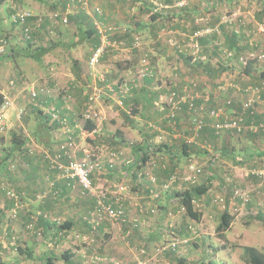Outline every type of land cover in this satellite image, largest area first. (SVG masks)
Returning <instances> with one entry per match:
<instances>
[{
  "label": "rangeland",
  "instance_id": "rangeland-1",
  "mask_svg": "<svg viewBox=\"0 0 264 264\" xmlns=\"http://www.w3.org/2000/svg\"><path fill=\"white\" fill-rule=\"evenodd\" d=\"M10 1L11 0H6L2 4L0 0V38L4 39L6 35L9 34L8 40L6 39V51H0L1 86L4 87L6 81L14 77L16 80L18 79L21 81V83L24 82L25 85L28 84L33 87H40L43 89L40 92L50 94L52 100L48 105H45L46 109L48 110V106L51 108L54 104H57V109L54 110L56 115L53 119L66 120L67 124L66 127H59L56 129L57 134H60L61 137L55 138L54 141L57 142L58 145H51L52 151L55 150L54 152L58 153L57 149L60 144L72 141V158H88L96 163L98 162L100 166L102 164L101 160H103L104 165L101 169L93 173V178L96 180L94 186L97 190V194L93 195L84 191L79 187L78 183L77 188L72 192V196L76 200L88 196L91 199L92 205L88 214L85 215L87 213L85 212L83 214L85 216L83 217L75 212L74 218L78 223L74 231L65 227L56 232H53V230L46 232L40 223V218L38 219V211L40 209L35 211L31 210L33 214L37 215V218L33 219V222H31V219L26 220V222H22V220L18 221L20 222L17 227L18 231H14L9 239L5 237L4 240L6 245H4V242H0V264H12L8 263L7 258H3L6 253L10 252V254H13L12 251L17 254V259L20 258V248L25 249L24 243L26 239H30L31 241L36 240L38 242L39 253L36 252V257L39 255L43 262L44 259L51 258L53 264H143L145 261H149V264H178L180 260H184L186 263L189 262L187 264H191V261L194 260L188 259V256L197 255L199 251L196 250V247L191 245L192 249L187 252L188 255L184 257L186 253L185 249L193 242L192 240H194V237L197 235V231L193 222V226H189L187 219H189L190 216L186 214L185 208L182 209V205L178 201L179 197L175 196L177 191L188 188L186 182L192 183L186 179V176L191 173L190 166L194 162L202 168V171L200 173L198 172V176L196 174L197 179L193 184L202 183L205 179L209 184L208 177L210 170L206 168H208L210 160L213 161L215 157L217 160L221 158V160L219 159V163H222V172L219 175L221 177L215 178L214 184L210 186L211 189H209L210 187L208 186V191L202 195V198L200 197L197 201H194L196 210L198 213L200 212L202 216L207 205L210 206L211 202L220 208L221 213L228 209L230 211L233 210L234 215L242 217L241 223L236 224L233 233H242L243 236L238 240L227 242L230 247H233L232 250L235 251L236 249V251L231 255V259H224L226 263L248 264L245 263L242 258L243 246H245V244L256 243V245L261 246L264 252V215L259 218L261 214H264V176L251 173L252 170H264V156L258 155V150L264 148V140H260V135L264 133V131L260 130V132H258L261 126L254 122L253 118H250L251 122L249 125L255 124L257 126L256 130L252 129L250 126L244 128L242 132L233 130L218 131L213 128L208 132V135L204 130L196 135L195 132L197 133L198 131L194 128L195 119H205L209 117V108L213 106L220 107L225 113V111L229 109V105L231 109H233V107H240L250 98L257 110L256 114L259 112V105L262 104L260 100H264V77L261 78V74L264 70V59L256 62L253 75L254 78L250 76L251 78L247 79L243 74L245 67L241 57L251 52H260L264 47V29H262L264 28V0H196L197 3L199 2V4H201V7L204 6L205 8V6H207L205 8V10H207L198 18V21L206 24V26L200 28L199 31L205 34L216 33L219 38H214V41L216 40L215 43H217L218 40V43L223 47L225 46L226 40L229 41L231 38V41H233L236 39L237 47L240 50L241 57L239 60H235L234 56H229L227 52L225 51L224 53L223 50L220 51V54L212 55L213 57L211 56L210 58V67L212 66L214 69L221 71L218 77L221 81V87L219 89L221 92L218 91V82H215L217 89L214 90L217 92H209L207 90L201 92L200 88L205 90L203 89L205 85H203V81H201V79L204 80V77L200 74L194 75L193 77L186 76L188 78L186 84L184 83L185 79H183L182 81L184 82H181V86H178L175 82H178L179 79L177 80V77L181 76V74L176 73L178 70L177 68H172L171 72L164 74L163 71H159L161 68L159 66L163 63H168L165 60L157 62V59L149 49L152 55L150 54V56L148 55L142 58L140 50L130 52L131 48H134V45L131 41H128V39L124 40L121 36L115 37L116 35L108 37V35L105 34L103 22L99 20L95 14L96 11H99V14H101V0H71L67 3L66 10H63L65 9L63 7L59 9L46 8V5H42L39 0H25L26 3L23 4L24 8H28L30 4L33 8L36 6L39 7V9L41 7L43 10L48 9L47 11L44 10V13H40V16H38L35 23H33V28L39 25L42 20L45 21L49 19L54 20L53 23L59 25L57 24L59 22L57 18L60 16L62 19H60V21L65 24L62 25L61 28H69L70 36L72 37L74 34L75 37H77L78 35L80 36L78 19L84 12L91 21L95 19L99 31H101V29L104 31L102 36L103 47L104 49L108 47L107 50H105L106 55L104 54L105 56H103L102 54L98 63L91 64L89 56L93 51L94 43L83 41L76 49L70 50L72 52V54H70L63 43V41L67 40L66 38L69 36V32L66 31L60 34V27L57 28L56 26L55 28L48 24L46 30L41 31L39 34L43 36L44 43H53L54 46L47 55L42 57V59L33 58L29 56L28 52L30 53L33 49L37 48L40 42H35L34 45L31 44L28 46L27 42L22 37L20 25H13L9 10ZM131 1L134 2L132 6L136 11L137 5L139 7L143 6V3H138L140 0H130L126 7H132ZM180 1L187 2V0H172L170 4L177 6L176 4ZM54 2L55 1L52 3ZM229 2L231 3L229 4ZM209 4L212 5L209 7ZM174 8L178 7H170L168 10L172 11L169 12L162 11L165 14L164 16L173 15L174 18L184 16V14H180L184 13V11L179 13L174 11ZM238 9H241L240 13ZM31 10L33 9L31 8ZM135 10L132 11L134 12ZM158 11L160 12L161 10L158 9ZM77 15L78 19L76 17ZM152 15L153 11H148L138 18L142 20H151ZM72 16L74 17L72 18ZM125 17L124 20H121V24H119V26L123 27L122 32H125L127 28L123 26L125 24H122L124 21H126V23H132L129 17ZM63 18H65L66 21H64ZM119 18L123 19V16ZM191 18L192 17L187 18V20L191 21ZM164 20L166 19L164 18ZM111 22L114 23L117 21L111 20ZM213 22L214 25L211 24ZM261 25H263V27ZM85 27L88 28V26ZM211 28L212 30H209ZM10 30H13V32ZM224 35H228L229 37L225 40ZM234 37L235 39H233ZM120 40H122V43H119ZM178 45V43L174 45L169 44L170 51H172V48L175 53L174 49L179 47ZM181 47L188 55H196V51H194L196 47L194 44L185 43ZM9 53L12 54L8 56ZM174 56L175 58H172V60L167 59L168 62L170 61L173 67L177 64L178 67L183 70L185 66L182 67L180 63L184 65L187 61L178 58L176 54ZM90 57H92V55ZM76 58H81L82 60L81 65L83 68L78 67V71L81 70L84 81L75 79L69 71L70 61ZM175 59L177 61H175ZM127 62H130L128 66ZM206 62V64H208V61ZM121 64L123 67H127L125 69L121 68V74L118 76L114 73V70L119 67L118 65L121 66ZM194 64L193 67L195 66V68L187 65L188 69L186 70L191 72L192 70L196 71L199 69V72H201V67L203 65L199 64L198 60H195ZM170 68L171 67L168 69ZM126 69L129 70L126 71ZM150 74H153V81L151 84H159L160 86V89H158L160 93H158L157 102L154 103V109L156 111L161 110L165 113L166 118L163 119L162 124H160V122L157 125L149 124L152 122L151 114V118L147 117L146 122L140 125L135 124L136 127L142 128V134H145L148 130L146 138L148 145L144 146H149V148L148 151H146L142 149L144 146H136L142 143V134L140 135L136 131L133 132L130 123L122 122L126 115L131 114V105H129V102L125 103L123 99L124 96H127L130 92V86L128 84L135 82L147 84L150 81H147L146 77H148V75L150 76ZM260 78L262 81H260ZM207 81L208 80H206V83ZM233 82L238 84V87L234 85L232 87L231 85L232 90H228V84H232ZM74 84L75 87L72 89L71 86ZM116 85H118L120 90L118 89L115 91L114 88ZM77 86L79 88H77ZM16 89L17 92L21 90L23 93L22 95L26 96V100L22 101L21 105H19V107H24L25 110L21 118L19 117L21 115L20 109L10 110L9 114L10 117H12V126L8 133L12 135L13 132L19 133L23 131L26 135L25 129L20 126V123L28 122L26 126L31 128L32 134L34 130L38 129V124H36L37 117L46 116L44 113L45 109L41 107L43 111L39 112V109L35 108L37 107L35 103H39V106L41 104L38 98H36L37 96L34 100L31 89L30 91L29 89L22 90L21 86ZM172 91H176L179 97L185 96L186 101H182V105L189 104L190 101H194L198 98H202L203 100L200 104H197L195 109L183 106L176 109L177 107L174 108L171 106L172 104L167 102V100H170ZM196 93H198L199 96H196ZM206 96L211 97L213 102L207 104L206 101L208 99H205ZM74 97L78 100L82 97L85 99V103H83L82 107H78L77 111L71 114L72 118H75L74 122L79 124V126H76L78 132L71 127L72 122L70 121V107L72 106L70 103ZM59 99L62 100L61 104L57 103ZM228 100H230L231 103L228 102L229 104L226 108L223 104ZM214 102L218 103L213 105L212 103ZM117 103H122L123 105H118ZM102 104L105 106L104 110H101ZM79 106H81V103H79ZM121 109H123L125 113L124 117H122V113L119 114ZM172 110H176L174 119L169 117ZM86 112H88L90 117L87 116ZM227 113L229 114V111ZM46 118H48V116H46ZM53 119L49 121L50 124L47 122L46 129L53 124L51 123L54 122L52 121ZM87 119L93 120L97 125L96 129L92 132H87L84 127L85 120ZM143 119L145 120V117H143ZM78 121L80 123H78ZM167 126L175 130V132H177L176 135H170L172 132L166 128ZM69 128L70 130H68ZM117 129L125 135V138H122L119 133H116ZM179 132L182 134L181 136L178 135ZM202 133L204 135H202ZM62 134H66V136L64 135V137H62ZM44 136L47 138L48 135ZM224 146L227 148L226 151H222ZM174 147L175 151L180 149L183 150V152L192 148L196 151L197 155L188 160V171L176 169L175 172L172 173V175L176 176V180L172 183H168V174L166 175L159 172L158 170L161 168L158 165L163 166L162 161L170 158L167 152ZM145 152L149 155V158L144 168H142V173L140 172L141 174L138 173V175L139 177L149 178L152 184L147 187L149 191L145 198L138 199V202L140 201V203H142V200L147 199V201H150L152 204L140 206L138 205L139 203L136 204L137 202L134 197L138 196L140 193L138 192L139 186L134 185L139 182L133 177L134 173H132V171L134 172L138 169L134 163L132 171L128 172L129 174L126 175L123 173L122 176L116 180L111 177L109 178V180L114 181L115 185L113 184L109 188L98 186V184L101 183V176L107 172L106 163L111 162L116 164V168H121L127 160L132 161L133 158L141 160ZM220 152H222V154ZM246 152L251 154L247 155ZM54 154L51 153L50 155L55 157ZM10 157H12L10 162L16 159V157L11 156V154ZM70 159V157H62L64 162ZM49 160L50 158L48 157V161ZM13 162H16V164L20 163L19 161L18 163L17 161ZM170 163L173 162L170 161ZM49 164L51 165V163ZM224 165L228 166V168ZM230 165L231 167H229ZM145 166L147 167L145 168ZM49 170H51V173L56 171L53 167L49 168ZM105 170L106 172H104ZM122 171H124V169H122ZM56 173L60 178L62 177L59 172L56 171ZM113 174L114 173H112V175ZM240 176L243 178L242 182H235V180L241 178ZM107 177L108 176H106V179H108ZM215 184H221L219 185L221 188L215 186ZM236 188L248 192L251 200L245 203L240 198H234V191ZM44 192L47 193V191ZM38 194L36 195V199L40 201L44 197H39ZM48 196L47 194V197ZM122 196L124 198H122ZM3 197L5 198L4 195ZM99 197L107 204L122 207L123 210H125L123 219L105 217L106 219L104 218V221L101 222V216L97 208L95 209L96 205H98ZM216 199H218V202ZM57 201H61V205L65 204L64 198H60ZM234 204H236L235 207ZM25 205V212L28 213L30 211V205L27 203H25ZM137 206L141 208L143 215L148 214L150 216L148 218L146 217V221L143 216L140 217L139 210L135 209ZM27 208L29 210H27ZM64 208L65 206H63V209ZM94 209L95 212H93ZM75 210L74 207L73 212ZM78 210L80 211V208H78ZM47 213L48 215L45 217L52 224L56 223L57 230L59 224H66V218L60 216L58 219H53L50 218L48 210ZM164 215L167 218H165ZM157 217L160 219H156ZM143 222H147V224L142 225ZM215 222H217L215 227L217 233L219 220H215ZM155 223H157L156 225H161L162 228L161 226L157 227V231H154L156 228ZM118 225L122 227L120 230L122 242L115 238V236L119 234L116 233L115 235L113 233L115 226ZM149 233L160 234V238L151 241L146 240L144 236ZM207 234H209L207 235V240L212 247L220 246V244L216 243V239L213 240V236L210 233ZM236 236L233 235L235 239H237ZM135 237L138 238L137 242L132 239ZM129 242L131 243L130 245ZM128 247H130V249ZM66 252L71 255L70 258L64 257ZM169 254H171L170 258H168ZM22 255H24V253ZM164 258H166V262ZM199 259V262L204 260L203 263L212 262L210 258L205 260V258L200 257ZM42 261L40 262V259L36 258L35 263H28L25 261L16 264H44Z\"/></svg>",
  "mask_w": 264,
  "mask_h": 264
},
{
  "label": "crops",
  "instance_id": "crops-1",
  "mask_svg": "<svg viewBox=\"0 0 264 264\" xmlns=\"http://www.w3.org/2000/svg\"><path fill=\"white\" fill-rule=\"evenodd\" d=\"M5 1L6 0H1V3L3 4ZM53 1H55V2L52 3ZM63 1L64 0H57V1L56 0H52V1L39 0V2H41L42 5H44V6L46 5L45 6L46 8H54V9L55 8L56 9L61 8L60 6L58 7V5L61 4V2H63ZM152 1L155 4V7L157 10L158 9L159 10H166L169 7H178V8H174L173 10L178 11V12L190 11L191 15L193 17H195V20L193 22L192 19H191V21H188L186 18H180V17L179 18H172L168 21L163 20L161 22V25H160L161 30H159V32H157L158 36H157V38H155V40L152 37H150V35H148L150 32L149 27L153 25L151 23L153 21L150 19L145 20L144 24H138L136 22L134 23L131 21L133 23V25H130L128 23V25L125 24L123 26H125L127 28L128 27L133 28L134 29L133 34H135V35H136V33H140L143 35L142 38L146 39L144 44L146 43V47H148L147 49H149L152 52V54L156 57L157 62H159L160 60H162V61L165 60L168 63V64H166V63L161 64V66H159V67H161L159 71H163L164 74H166V73L168 74L169 72H171L172 68L178 69L176 71V73L181 74V76L177 77V80L178 79L179 80H178V82L177 81L175 82L176 85L181 86V82H184V81H182L183 79H185L184 83L186 84V80L188 79L186 76L193 77L194 75L200 74L201 76L203 75V77H204V80L201 79V81H203L202 84L205 85V86H203L201 84L203 86V89H205V90H202L200 88L201 92H204L206 90L209 92L210 91L213 92L214 90H216L217 86H216L215 82H218L217 83L218 87H219L218 91H220L219 89L221 87V81L218 77H219V74L221 73V71H218L216 69L214 70V72L209 71L208 69L211 70V67L210 66H208L207 68L205 67L207 62H204L202 64L203 66L201 67V72H199V69H197L196 71L192 70L191 72L186 70V69H188L187 65L190 67H193V65H195L194 64L195 60H198L200 57H201V59H207V56L209 55L208 54L207 56L206 55L201 56V54H200L201 48H200V46H198L199 43L197 41V39H198L197 36L200 33H201V35L203 34V32L199 31L200 30L199 28L206 26V24L200 23L198 21V18L200 15H202V13H204V11L207 10V9L205 10V8L207 6H205V8H204V6L201 7V4H199V2L197 3L196 0H187V2L184 1L185 3L183 1H180L176 4L177 6L167 4L164 2V0H152ZM10 2H11V4L9 7V10H10V14H11V20L13 21L12 10L16 9L17 6H21L24 8L23 4L26 2H25V0H11ZM138 3H141V1H139ZM182 3H184V4H182ZM230 3L231 2H229V4ZM48 4H49V6H48ZM210 5H212V4H209V7H210ZM232 6H234V5H232ZM31 8L33 9L32 11L34 14L44 13V10L45 11L48 10V9L43 10V9H41L42 7L39 9V7H36V6H34V8H33L30 4H29V7L25 8V9L31 10ZM136 9H140V7H136ZM116 10H119L118 11L119 14L121 13L122 15H125L122 11H124V10L128 11L129 7L118 6L116 8ZM240 11H241V9H238L239 13H240ZM235 14H238V13H235ZM122 15H119V16H122ZM43 21L44 20H42V22ZM41 23H39V25H37V27H40ZM211 24L214 25V22ZM155 25H158V24H155ZM136 26H139L141 29L135 30ZM209 30H212V28ZM10 31L13 32V30H10ZM190 31H193V32H190ZM206 35H207V37H209L208 34H206ZM210 35H211L210 38H219L216 33H213ZM224 37L226 40L227 37H229V36L224 35ZM42 42H44V41H42ZM119 43H122V40ZM173 43L179 44L178 45L179 47L174 49L175 53H174L172 48H171L172 51H170V48H169V44L174 45ZM185 43L186 44L192 43L195 45V47H196V49H194V51H196L195 56L193 54L188 55L187 53L184 52V50L182 49L181 46H183V44H185ZM217 43H218V40H217ZM48 44L49 43H44V45H48ZM154 44H156V45H154ZM178 48H180V49H178ZM134 50H135V47L131 48L130 52H133ZM14 51H16V50H14ZM47 54L48 53H46L45 55H47ZM175 54L178 58H181L182 60L187 61L186 63H184V65L182 63H180V65L182 67L185 66L183 68V70H181L178 67L176 62H175L176 66H174V67L170 61H169L170 63L168 62L167 59L172 60V58H175V56H174ZM202 54H203V52H202ZM215 55H217V53ZM178 58H177V60H178ZM209 58H211V57L209 56ZM177 60L175 59V61H177ZM257 61H260V60H255L254 61L255 65H256ZM129 63L130 62H127V66L129 65ZM247 65H244V67ZM118 66L119 67H117V69L115 68L114 73L119 76V74H121L120 69L121 68L125 69L127 66L123 67L122 64H121V66L120 65H118ZM169 67H171V68L168 69ZM193 68H195V66ZM254 69H255V66H254L251 74H248L245 71H243L244 76L247 79L251 78L250 76H252L254 78V76H253L254 75ZM128 70L126 69V71H128ZM69 71L72 73V76L75 77V72H74V69H72L71 63H70ZM261 76H262L261 78L264 77V70H263ZM261 78H260V81H262ZM10 80H15L14 85L12 86V89H11L13 96H14V100H15L12 111L20 109L21 115L19 117L21 118L22 113L25 110L24 107H19V105H21L22 101L26 100V96L22 95L23 93L21 92V90H19L17 92L16 88L21 86L22 90H28L29 89V91H30V89H31V92H32V89L34 88L36 93H37L36 95H33V93H32V95L34 96V100L36 98H38V100L40 101V104H41L39 106V103L38 104L35 103V106H37L35 108L36 109L38 108L39 112H42L43 111L42 109H45L44 113L46 116H48V118H46V116L37 117L38 118L37 123L36 122L35 123L38 124V129L34 130L32 134H31V128L26 126V125H28V122H21L20 123V126L25 129V133L29 138L27 143H26V146L24 148L15 149L13 151V153H11V156L16 157V159H13V161H17V163L19 161L20 163L16 164V162L15 163L13 161L10 162L12 160V157H10L9 151L3 150V152L0 153V159L2 161V163H0V209L3 210V215H2V218L0 219V242H4V245H6V242L4 240L5 237L7 239H9L11 234L14 231H18L17 227L19 226V223H20L18 221L22 220V222H26V220L29 219V215L27 212H25L26 211V208H25V209L19 210V216L17 219L12 217V212H13V208H14L15 203L12 199L8 198L6 196L4 190L1 189L2 184L6 185L9 188H13L16 192H18L20 194V197L23 200V202L30 205V207H29L30 210L35 211V210L40 209L38 211V214H42L44 212V214H45L44 217L45 216L47 217V215H48L47 210H48L50 218L58 219V218H60V216L66 218L67 219L66 224H68V227H66L67 225L65 227L72 230V231H74V229L76 228V224L78 223L76 221V219L74 218L75 212L79 213L80 214L79 216L83 217V216L88 214V212L92 206L91 205V199L88 196L82 197V198L77 199V200L74 199V197L72 196V192L78 186V184H77L78 182H77L76 178L69 177V176L65 175L62 172V170H60V168H58V167H53V169H56V171L61 174V176H62L61 178L59 175H56L57 174L56 171L51 173V170H49V168H52V167L49 164L50 160L48 161V157L54 159V157H52L50 155L51 153L52 154L55 153L54 154L55 157L59 154H61L63 158H67V157L69 158L72 156V154H71V146L72 145L69 147L67 146L65 149H63L62 146L64 145V143L60 144L59 148L57 149L58 153L54 152L55 150L52 151V147H51V145H58L57 142H55L54 140H55V138L61 137V136H60V134H57L56 129L59 127H66L67 126L66 120L61 121L63 123L60 122V123H58V125H56L55 122H51L53 124L50 125L47 129L45 128L47 126V122L49 123V121L51 120L49 115H51L52 112H54V110L57 109V104H54V106H52L51 108H49L50 106H48V110H47L45 105H48V103L52 100L50 94L40 92L43 90L40 87H33V86L28 85V84L25 85L24 82L21 83V81H19L18 79H17L18 80L17 81L14 77L10 78ZM146 80L150 81V82L147 84H139L137 82L132 83V84H128L130 86V92L127 96H124V98H126L125 103L129 102V105H131V112H130L131 114L125 116L123 109H121V112L119 113V114L122 113L121 114L122 117L125 116L123 118L124 120L122 122L130 123V125H132L131 130H133V132L134 131L138 132L140 135L142 134V130H141L142 128L136 127L135 124L140 125L141 123L146 122L147 117L151 118V114H152L151 121L154 123L150 122L149 124L157 125L159 122H160V124H162L163 119L166 118L165 113H163L161 110H159L160 111L159 112V111H156L154 109L155 108L154 103L157 102L158 93H160V90H158V89H160L159 84L158 85H155V84L152 85L151 84V82L153 81V74H150V76L146 77ZM206 80H208L209 82L207 81V83H206ZM9 82L10 81H6V84L4 85V87H9ZM231 85H232V87H233V85L238 87V84L233 82L232 84H228V88H227L228 90H232ZM31 87H33V88H31ZM71 87L73 89L75 87V84L72 85ZM0 88H3L1 86V83H0ZM115 88H117V90H118L119 89L118 85H116ZM214 92H217V91H214ZM196 96H199V94L196 93ZM192 97H194V96H192ZM211 97H212V95H211ZM211 97L206 96L205 99H209ZM71 98H72V96H71ZM80 100H78L77 98L74 97L70 103L72 105L70 107V121L72 122L71 127L73 129H75L76 132H78L77 131L78 128H76V126H79V124H77V122L76 123L74 122L75 118L74 117L72 118L71 114H74L75 111H77V108L82 107L83 103H85L84 97H82ZM202 100H203L202 98L195 99V101L198 104H200V102ZM115 101L118 102L117 100H115ZM212 102H213V99H212ZM260 102L262 104L259 105V108L257 107L259 112L256 114V117L254 116V117H248L247 118V120H249L250 122H251L250 118H253V121L261 126L258 132H260V130L264 131V126H263L264 125V123H263L264 122V100H260ZM57 103L61 104L62 100L59 99V102H57ZM79 103H81V106H79ZM121 104L122 103H119L118 105H121ZM41 107H42V109H41ZM104 108H105V106H103V104H102L101 110H104ZM53 116H55V115L53 114ZM143 117H145V120L143 119ZM13 118H14V116H13ZM11 119H12V117H10V114H9V122H11ZM52 121H54V120H52ZM78 123H80V122L78 121ZM10 124H11L10 125V128H11L12 122ZM246 126L248 127L250 125L248 124ZM27 127H28V129H27ZM166 128L172 132V133L168 132V133H171L170 135H176L177 132H175V130H173L169 126H167ZM211 129H212L211 127L205 128L204 132H206V134L208 135V132ZM68 130H70V128ZM116 131H117L116 133H119L122 138H125V135L120 130L117 129ZM87 132H90V131H87ZM81 134H82V132H81ZM147 134H148V130L145 134H142L143 141L139 146L148 145V143L146 142ZM44 135H48L47 138ZM64 135L66 136V134H64ZM64 135L62 134V137H64ZM178 135L181 136L182 134H180V132H179ZM202 135H204V134L202 133ZM260 140H264V133H262L260 135ZM5 141H6L5 142L6 146L9 147L11 144V134H9V133L7 134ZM136 146L138 147V145H136ZM186 152L188 155H185ZM157 153H159V152H157ZM168 154H169L168 157H170V158L168 160L162 161L163 166L158 165L161 168L158 171L162 172L163 174H166V175L168 174V172L171 169H173L172 163L170 164V161H172V162L178 161V164L175 165L174 170H176V169L182 170L183 169L182 171H188V168H187L188 164H189L188 160L191 159V157H195L197 155L196 151L192 148H189L188 150H185L183 152V150H180V149L175 151V147L170 149L167 152V155ZM246 154L250 155L251 153L246 152ZM258 155L264 156V148L261 150L260 149L258 150ZM162 159H164V158H162ZM219 159L221 160V158H219ZM219 159L217 160L215 157V158H213V161L210 160L209 166H208V168H206V169L210 170V174L208 177L209 184H208L206 179L203 180L202 182L209 187L211 186V184H214L215 178L221 177L219 175L222 172V168H221L222 163H219ZM138 160H139L138 158H133V160H132L133 162L131 160H127L121 168H116L115 167L116 164H113L111 162L106 163L105 166L107 167V169H106L107 172H106V170L104 171L106 173H104V175L101 176L102 177L101 183H99L98 186L100 185L101 187H107V188L111 187L114 184V181L109 180V178L111 177L114 180H116L117 178H120L123 173L126 175L129 174L128 172L132 171V167H133V163H134V164H136L138 169L135 170L134 172L132 171V173H134L133 177L139 181L138 183H136L134 185L139 186L138 192L140 193L138 196L134 197L136 199V202H137L136 204L139 203L138 204L139 206L152 204V203H150V201L148 202L147 199L142 200L143 201L142 203H140V201L138 202V199L145 198V196L147 195V192L149 191L147 189V187L151 186V184H152L151 180L149 178L139 177L138 173L143 171L142 168H144L145 164L143 163V165H141ZM47 161H48V163L46 164ZM62 162H64V160H62ZM101 163H102L101 164V168H102L104 165L103 160H101ZM13 165H15V166H13ZM206 165H207V163H206ZM224 166L228 168V166H226V165H224ZM146 167L147 166H145V168ZM229 167H231V165ZM122 169H124V171H122ZM112 173H114V174L112 175ZM106 174H108V175H106ZM106 176H108L107 177L108 179H106ZM242 179L243 178L241 177V178H239V180H235V182L241 183ZM93 180H94V178H93ZM95 181L96 180H94V182ZM190 185H191L190 183L186 182V186L189 187ZM219 185H221V184H215V186H218L219 188H221ZM79 187L82 189V187L80 185H79ZM209 189H211V187ZM44 191H47V193ZM212 192H215V191H212ZM38 193H43L42 198L43 197L44 198L41 199L40 201L38 199H36V195ZM47 194L49 195L48 197H47ZM123 194H124V192H123ZM3 195L5 196V198L3 197ZM175 197H177V196H175ZM200 197L202 198V196H200ZM200 197H197L195 200L197 201V199ZM210 197H211V194H210ZM60 198L65 199L64 205H61L62 204L61 201H59V202L57 201ZM122 198H124V197L122 196ZM99 199L100 198H98V201H99ZM216 201L218 202V199H216ZM79 203H81V204H79ZM235 205L236 204H234V207H235ZM63 206H65L64 209H63ZM139 206H137V208H135V209L139 210V213H140L139 215H141L140 217L143 216L144 220L146 221V219L150 216L148 214L143 215V211L141 210V208ZM25 207H26V205H25ZM74 207L76 210L73 212ZM78 208H80V211L78 210ZM96 208H97V205H96L95 209ZM183 208H184V206H182V209ZM95 209L93 212H95ZM27 210H29V209L27 208ZM226 210H228V209H226ZM85 212H87V213L85 215H83ZM230 212L232 214H234L233 210H231ZM63 214H64V216H63ZM149 214H151V213H149ZM220 214H221L220 208L218 206H216L215 204H212L210 202V206L207 205L204 213L202 214V216H200L199 219H193L191 217L189 219H187L189 226L192 225V222L195 225L194 227L196 228L197 235L194 237V240H192L193 242L191 244H189V246H188L189 248L186 247V249H185L186 253H185L184 257H186V255H188L187 252H189L192 249L191 245L196 247V250L199 251V253L197 255H194L195 257L194 256H190V257L188 256V259L194 260V261H191L192 262L191 264H199V263L200 264H223V263L228 264L225 262L226 260L224 261V259H226V258L231 259L232 258L231 255L234 254L236 249H235V251L232 250L233 247H230L227 244V242L238 240L243 236L242 233H236V234L233 233L236 224L241 223L242 217L239 215H234L235 219L232 222L230 228L224 233V235L220 236L218 234L219 235L218 236L216 233V228H215L217 222H215V220H219V222H220V217H219V216H221ZM262 215H264V214H261L259 216V218H261ZM54 216H56V217H54ZM46 217H45V219H47ZM164 217H165V215H164ZM165 218H167V217H165ZM156 219H160V218L157 217ZM103 221H104V219L101 220V222H103ZM13 222H14V225H13ZM219 222H218V224H219ZM43 224H41V225H42L44 231H46V232H50V230H53V232L58 231L56 228V224H52L50 222V226H46L47 225L46 221ZM146 224H147V222L142 223V225H146ZM153 224H154V222H153ZM156 224L157 223H155L156 228L154 229V231H157V227L161 226V225L159 226ZM120 227L121 226H119V225L115 226L113 233L115 235H116V233H118L119 235L115 236V238L118 239V241L122 242L121 232H120L122 227L121 228ZM14 228H15V230H14ZM161 228H162V226H161ZM160 231H162V230H160ZM191 232H189V233H191ZM129 233H130V231H129ZM207 233H210L213 236V240L216 239V243L220 244V246L212 247L211 244L207 240L208 239L207 235H209ZM233 235H235V236L237 235L236 236L237 239H235V237H233ZM144 238L146 240L151 241V240L160 238V234H157V233H151L150 234L149 233V234L145 235ZM132 239L134 241L136 240V242L138 240L137 237L132 238ZM130 244L131 243L129 242V245ZM246 245L255 246L258 249L263 251L261 246L256 245V243L245 244V246ZM24 247H25V249L20 248V252H21L20 258L17 259V256H16L17 254L14 251H12L13 254H10V252L6 253V255L3 258H7L8 263H12V264H16L18 262L22 263L25 261L28 263H35L36 258H39L40 262L42 261V259L39 255L36 257V254L39 253V250H38L39 245H38V242L36 240L31 241L30 239H26V241L24 243ZM128 248L130 249V247H128ZM23 253H24V255H22ZM170 256H171V254L168 255V258H170ZM192 257H194V258H192ZM200 257L205 258V260H208L210 258L212 260V262L203 263L204 260L199 262ZM206 257H209V258H206ZM46 259H44V262L42 261L44 264H45ZM164 261L166 262V258H164ZM227 261H229V260H227ZM187 263H189V262H187ZM187 263L185 262L184 264H187Z\"/></svg>",
  "mask_w": 264,
  "mask_h": 264
},
{
  "label": "trees",
  "instance_id": "trees-1",
  "mask_svg": "<svg viewBox=\"0 0 264 264\" xmlns=\"http://www.w3.org/2000/svg\"><path fill=\"white\" fill-rule=\"evenodd\" d=\"M71 1V0H64L63 2H61V4L58 5V7H64L65 9L63 10H66L67 8V3ZM130 0H101V14H99V11L95 12L96 16L99 18V20H101L103 23V25L105 26V34L108 35V37L112 36V35H116L115 37H118V36H121L124 40L125 39H128V41H131V43L134 45L133 47H135V50H140V53L142 54V58L143 57H146V56H150V52L149 50L147 49L146 47V43L144 44L145 40L146 39H143V35L140 34V33H136L133 34V31L134 29L133 28H126L125 32H122L123 30V27L122 26H119V24H121V20H124L125 15L127 17L130 18V21L132 22H136L138 24H144L145 23V20H142V19H139L138 17L139 16H143L146 12L148 11H153V15L151 17V20L153 22H151L153 25L149 27V34L150 37H152L153 39L154 38H157L158 36V33L159 30L161 29V22L164 20V18L168 21L172 18H174L173 15H166L164 16L165 14L163 13L164 11H172V10H161L160 12L156 9L155 7V4L153 3L152 0H140L141 3H143V6L140 7V9H137V11L133 8V4L134 2L131 1V8H129V10H124L122 11L125 15H122L121 13L119 14L118 11L119 10H116V8L118 6H121V7H126L129 3ZM164 2H166L167 4H170L172 3V0H164ZM171 5V4H170ZM136 7V6H135ZM137 7H139L137 5ZM21 10H29V9H25L21 6H17L16 9L12 10V14L14 15L15 13L21 11ZM132 10H135L134 12ZM32 11V10H30ZM163 11V12H162ZM33 12V11H32ZM178 12V11H177ZM180 13V12H179ZM169 14V13H167ZM180 14H184L183 17H180V18H190L192 17V21L194 22L195 20V17H193L191 15V12L190 11H184V13H180ZM40 14H34L31 16V17H28L25 21V23H18V22H15V21H12L13 22V25H20V31H21V34H22V37L24 38V40L27 42L28 46H30L31 44H35V42H40L39 45L37 46V48L33 49L32 52H28L29 56L33 57V58H41L48 52H50L53 48V43H49L48 45H44V42L43 41V36L39 33H41V31L43 30H46V27L48 24L54 26L56 28H59V33H64L66 31L69 32V36H67V40L66 41H63L64 45H65V48L69 51L70 54H72V52L70 50H74L76 49L79 44H81L83 41L84 42H92L94 43V47H93V51L95 49H97L100 45L101 46H104L103 45V41H102V36L104 34V31H99V29L97 28V23H95V19L93 21H91L90 19H88V15L85 14L84 12L81 14V16L79 17L78 19V15L76 16L77 19H78V22H79V33H80V36L78 35L77 37H75V35L73 34V36L71 37L70 36V30L69 28H61L62 25H65L63 24L60 19L61 17L58 16L57 20H59V22L57 24L59 25H56L54 24V20H45L41 23L40 27H37L34 26L33 23H35V20L38 18ZM119 15H122L123 16V19H120L119 17H122V16H119ZM74 16H72L73 18ZM176 17V16H175ZM119 18V19H118ZM88 19V20H87ZM117 19V20H116ZM62 20V19H61ZM64 20V18H63ZM112 21H117V22H111ZM165 20V21H166ZM155 22V23H154ZM122 24H127L128 25V22L126 23V21H124ZM130 25H133V23H129ZM155 24H158V25H155ZM49 25V26H50ZM85 26H88V28H86ZM119 26V27H118ZM29 27V37H27L25 34V28ZM134 27V26H133ZM141 28L139 26H136V29L135 30H140ZM200 29V28H199ZM196 30V29H195ZM194 30V31H195ZM198 31V30H197ZM67 34V33H66ZM205 33H203L202 35H198L197 36V41L199 43L198 46H200L201 48V56L203 55H208L207 56V60L205 59H201V57L198 59V62L199 64H203L204 62L208 61V64H206V68L208 66H210L211 64L209 63L210 61V58L209 56L211 57L212 55H215L216 53L217 54H220L221 50H223V52L225 53V51L227 52V54L229 56H234L235 57V60H239V58L241 57L240 55V50L239 48L237 47V41L235 39V37L233 39V41H231V38L229 39V41L226 40V43H225V46L223 47L221 44L219 43H215L214 41V38H210L211 35H209V37H207V33L204 35ZM9 37V34L6 35V39ZM81 37H82V40H81ZM1 39V38H0ZM109 39V38H108ZM8 40V39H7ZM121 41V40H120ZM211 44V45H210ZM212 46V47H211ZM108 47H106V49H104V52H103V56H105V50H107ZM92 51V52H93ZM92 52H91V55H92ZM203 52V54H202ZM216 52V53H215ZM12 53H9L8 56H10ZM105 54V55H104ZM90 55V56H91ZM152 55V54H151ZM89 56V58H90ZM213 57V56H212ZM156 58V57H155ZM255 60H249V63L247 66H245V72L248 73V74H251V72L253 71V68L255 66V63H254ZM71 62V66H72V69H74V72H75V79H81V81H84V77L81 75V70L78 71V67L79 68H82V60L81 58H76V59H72ZM209 71H213L214 72V68L211 66V70L208 69ZM212 73V72H211ZM149 76V75H148ZM77 88H79L77 86ZM76 88V89H77ZM115 91H117V88H114ZM87 98V97H86ZM124 101H126V98L123 99ZM4 102V95L0 92V107L1 105L3 104ZM210 102H212V99L209 98L206 103L209 104ZM218 102H214L212 103L213 105H216ZM183 103L180 104V106H183V107H189L190 109H195L196 106H197V102L194 100L192 102V107H191V103L189 104H184L182 105ZM228 101H225L224 102V106L227 108L228 107ZM187 109V108H186ZM219 110L220 107L218 106H213L211 108H209V117H206L204 119L205 121V125H204V128L202 130H204L205 128H208V127H211L212 129L214 128L213 127V121L216 120V118L214 116H211V110ZM229 111V114L227 113ZM231 111V112H230ZM53 114L54 112H52L51 115H49L50 119H53ZM236 114L233 113V109H231V106L229 105V109L225 111V113L221 114L219 118H217V121H220V122H225L226 120L228 119H231V118H234ZM55 124L58 125V123H60L61 121H63L62 119L61 120H58L56 118L53 119ZM63 123V122H61ZM250 123L249 120H246L245 121V124L244 125H248ZM96 123L93 121V120H90V119H87L85 120V124H84V127L86 128L87 131H90L92 132L93 130L96 129ZM215 129V128H214ZM201 130V131H202ZM217 130V129H216ZM223 130H233V131H236V132H242L244 130H241V131H238L236 129H223ZM200 131V132H201ZM5 137H3L4 139ZM28 136L24 134L23 131L21 132H13L12 135H11V144L9 147L6 146V141L4 142L2 148H0V152H3V150H7L9 151V154L13 153V151L15 149H22L26 146V143L28 141ZM5 140V139H4ZM140 147V146H138ZM143 147V146H142ZM148 148L149 146H145L143 147L142 149L148 151ZM227 148L224 146L223 150L222 151H226ZM222 154V152H220ZM185 155H188L187 152L185 153ZM149 158V155L146 154L145 152V155L143 156V158L141 160H138L139 163L141 165H143V163L145 164L147 162ZM0 163H2L1 159H0ZM171 164V163H170ZM178 164V161L176 162H173L172 163V168L169 172H168V176H167V180L170 179L172 176H175V175H172L173 172H175V165ZM140 165V166H141ZM169 181V180H168ZM192 185H190V187L188 188H185L183 190H180V191H177L176 192V196L179 197V202L182 206H184L185 210H186V214L189 215L191 218L193 219H199L200 216H201V213L196 210L195 208V199L197 197H200L202 196L203 194H205L207 191H208V186L205 185L203 182L202 183H196V184H193L190 183ZM115 208H119L117 206H113ZM122 208V207H121ZM25 209V208H23ZM21 210V209H20ZM123 210V208H122ZM42 211V210H41ZM45 211V210H44ZM43 212V211H42ZM123 212L125 213V210H123ZM2 215H3V210L0 209V219L2 218ZM28 215H29V219H31V222H33L32 220L37 218V215L33 214L31 212V210L28 212ZM44 212L42 214H39L38 215V219L40 218V223L43 224L45 221L47 222V225L46 226H50V222L45 219L44 217ZM125 215V214H124ZM18 216H19V213H18ZM27 219V220H29ZM106 219V218H105ZM235 219V216L234 214H232L229 210H224L222 213H221V216H220V222L217 226V234H219L220 236L221 235H224V233L230 228L232 222L234 221ZM56 224V223H55ZM44 225V224H43ZM67 225V226H66ZM68 227V224H59L58 225V231L61 230L62 228H65ZM70 227V226H69ZM70 254L69 253H65L64 254V257L65 258H70ZM242 258L243 260L248 263V264H264V252L260 249H258L257 247L255 246H250V245H246V246H243V253H242ZM184 260H180L178 264H184ZM45 264H53L51 262V258H47L45 260Z\"/></svg>",
  "mask_w": 264,
  "mask_h": 264
},
{
  "label": "built area",
  "instance_id": "built-area-1",
  "mask_svg": "<svg viewBox=\"0 0 264 264\" xmlns=\"http://www.w3.org/2000/svg\"><path fill=\"white\" fill-rule=\"evenodd\" d=\"M32 15L33 12L30 10H21L13 15V21L22 24L25 23L26 19L28 17H31ZM64 21H66L65 18ZM261 26L263 27V25ZM29 29H30L29 27L25 28V33H27L25 35L27 37L30 36ZM6 44H7L6 38L0 39V51L2 52L6 51L7 49ZM103 52H104V47L101 45L97 49H95L92 54V57H90L91 64L98 63L100 61V57L102 56ZM263 59H264V47L260 52L257 53L251 52L246 56L241 57V60L244 63V65H247L249 63V60H263ZM9 81H10L9 87L0 88V92L4 95V102L0 107V148H2L5 142L4 139L6 138L8 131L10 129L9 113L10 110L13 108L15 102L13 93L11 91L15 80H9ZM32 93L33 95L37 94L34 88L32 89ZM171 93L172 94L170 96V100H167V102L169 104H172L171 106H173L174 108L177 107L176 109L180 108L181 102L186 101L185 96L179 97L176 91H172ZM192 102L193 101L190 102L191 107H192ZM228 102L231 103L230 100H228ZM175 111L176 110H172L171 113L169 114V117L171 119H174L176 115ZM256 111L257 110L253 104V101L250 98H248L240 107H233V113L236 114L234 118L228 119L222 123L220 121H217V118H219L220 115L223 114L224 112L221 109L219 110L213 109L211 110V116H214L216 118V120L213 121V127L218 131L223 129H236L238 131H241L247 127L246 125H244L247 118L254 117ZM86 114L88 117H90L88 112H86ZM54 115L56 114L54 113ZM195 120L196 121H194L195 123L194 128L198 131L197 133L195 132V134L197 135L204 128L205 121L204 119H195ZM250 127L255 130L257 129V126L255 124H251ZM3 137L5 138L3 139ZM71 145H72V141L65 142L62 148L65 149L67 146L69 147ZM70 158L71 159L69 161L62 162L61 160L62 155L59 154L56 157H54V159L50 158V163L52 167L60 168V170H62V172L65 175L76 178L78 184L82 187L84 191H87L93 195L97 194V190L95 189L94 181H93V173L101 168L100 164L88 158L77 159V158H72V156ZM190 169H191V173H189V175L186 176V179L190 182H195L198 176V172L200 173L202 171V168L194 162L190 166ZM251 173L264 176V170H252ZM175 180H176V176H172L169 179L168 183H172ZM1 189L4 190L8 198L14 201L15 205L13 208L12 217L17 218L19 210L25 208V203L21 199L20 194L16 192L13 188H9L6 185L2 184ZM38 195L39 197H42V194H38ZM234 198H240L245 203H248L251 200L249 193L242 191L239 188L235 189ZM105 203L106 202L100 198L97 205V211L101 216V220H103L105 217L106 218L109 217L112 219H123L125 215L121 207L117 209L113 207L112 204H107V203L105 204ZM143 264H149V261H145L143 262Z\"/></svg>",
  "mask_w": 264,
  "mask_h": 264
}]
</instances>
